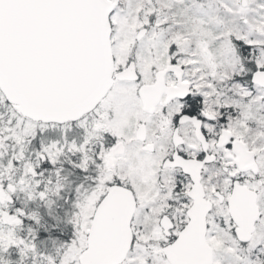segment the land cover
Instances as JSON below:
<instances>
[{
	"label": "snow or ice",
	"instance_id": "1",
	"mask_svg": "<svg viewBox=\"0 0 264 264\" xmlns=\"http://www.w3.org/2000/svg\"><path fill=\"white\" fill-rule=\"evenodd\" d=\"M0 264H264V0H0Z\"/></svg>",
	"mask_w": 264,
	"mask_h": 264
}]
</instances>
